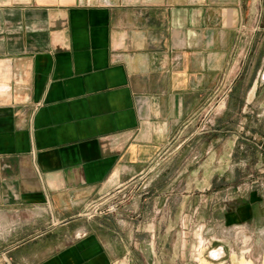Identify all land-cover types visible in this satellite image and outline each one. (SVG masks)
<instances>
[{"label":"crops","instance_id":"crops-1","mask_svg":"<svg viewBox=\"0 0 264 264\" xmlns=\"http://www.w3.org/2000/svg\"><path fill=\"white\" fill-rule=\"evenodd\" d=\"M263 115L264 0H0V264L143 253L178 179L186 210L263 160Z\"/></svg>","mask_w":264,"mask_h":264},{"label":"rangeland","instance_id":"rangeland-1","mask_svg":"<svg viewBox=\"0 0 264 264\" xmlns=\"http://www.w3.org/2000/svg\"><path fill=\"white\" fill-rule=\"evenodd\" d=\"M179 144L170 146L164 157ZM203 159L196 158L192 163L182 159L171 170L197 169ZM243 160L235 156L241 168L245 166ZM256 163L232 185L228 184L231 180L225 181L221 185L223 190L216 192L212 188L203 197L196 194L200 193L195 188L199 180L193 179V193L189 196L192 206L187 205L186 210L182 193L185 182L190 180L178 179L176 200L171 206L174 210L160 212L156 238L149 233L152 229L149 221L145 226L143 253L139 247L135 254L116 264H264V156ZM131 196L128 193L121 198L128 201ZM233 213L239 214V218L232 217ZM219 248L225 252L218 258L212 251Z\"/></svg>","mask_w":264,"mask_h":264},{"label":"built area","instance_id":"built-area-1","mask_svg":"<svg viewBox=\"0 0 264 264\" xmlns=\"http://www.w3.org/2000/svg\"><path fill=\"white\" fill-rule=\"evenodd\" d=\"M218 105L219 102L210 106V108L207 110L208 113L206 116L210 118L212 113L217 110ZM207 123H211V119H208ZM125 202L126 199H122L121 197L119 198L115 194L105 195L93 202H90L86 207L84 213L88 217H93L99 214H115L119 212L120 208L124 205Z\"/></svg>","mask_w":264,"mask_h":264},{"label":"bare ground","instance_id":"bare-ground-1","mask_svg":"<svg viewBox=\"0 0 264 264\" xmlns=\"http://www.w3.org/2000/svg\"><path fill=\"white\" fill-rule=\"evenodd\" d=\"M224 250L222 248H219V249H215L212 251V254L215 256V257H222L224 255ZM209 254V253H208Z\"/></svg>","mask_w":264,"mask_h":264}]
</instances>
